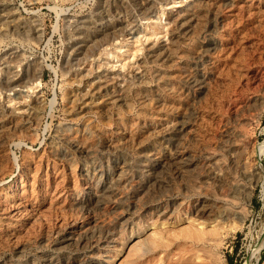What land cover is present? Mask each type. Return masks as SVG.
Masks as SVG:
<instances>
[{"label": "rangeland", "instance_id": "rangeland-1", "mask_svg": "<svg viewBox=\"0 0 264 264\" xmlns=\"http://www.w3.org/2000/svg\"><path fill=\"white\" fill-rule=\"evenodd\" d=\"M0 7V264H43L47 255L60 264H264V0ZM107 79L124 101L83 112L77 98ZM25 166L49 172L51 183L30 189L35 206L8 225ZM87 171L119 185L93 208L72 201L86 194ZM55 187L66 192L59 201ZM200 205L205 214L194 211Z\"/></svg>", "mask_w": 264, "mask_h": 264}, {"label": "bare ground", "instance_id": "bare-ground-1", "mask_svg": "<svg viewBox=\"0 0 264 264\" xmlns=\"http://www.w3.org/2000/svg\"><path fill=\"white\" fill-rule=\"evenodd\" d=\"M195 1V0H194ZM206 1V0H205ZM210 1V0H209ZM201 2V1H200ZM260 3V2H259ZM194 4V3H193ZM192 6V5H191ZM190 6V7H191ZM1 8V7H0ZM187 8V7H186ZM4 10V9H3ZM2 10V11H3ZM173 10V9H172ZM6 11V10H5ZM180 11V10H179ZM183 11V10H182ZM199 11V10H198ZM7 12V11H6ZM187 12V11H186ZM195 12V11H194ZM202 12V11H201ZM249 12V11H248ZM180 13H182V12H180ZM191 14L193 13V12H190ZM179 14V13H178ZM178 14L177 15H175L174 14V16H178ZM184 14V13H183ZM182 14V15H183ZM189 14V13H188ZM188 14H185V16L186 15H188ZM193 14H195V13H193ZM191 15V17H193L194 15ZM179 15H181V14H179ZM5 16V15H4ZM173 16V15H172ZM185 16L183 17L182 16V18L184 19L185 18ZM189 16V15H188ZM0 17H2V16H0ZM181 17V16H180ZM180 17H175L174 19H173V22L174 21H176L177 23H179V22H181L182 21V19L180 18ZM199 18V17H198ZM190 19V18H189ZM193 19V18H192ZM170 20V19H169ZM185 20H186V18H185ZM195 20V19H194ZM186 22V21H185ZM189 22V21H188ZM194 22H196V21H194ZM108 23V22H107ZM183 24H184V22H182ZM190 23V22H189ZM188 23V24H189ZM96 25L95 26H99L100 24L99 23H95ZM181 24V23H180ZM103 25V24H102ZM110 25V24H109ZM172 25V24H171ZM185 25V24H184ZM106 26V25H105ZM175 26V25H174ZM183 26V25H182ZM187 27H188V25H187ZM95 28V27H94ZM101 28V27H100ZM179 28H180V26H179ZM185 28H186V26H185ZM112 29V28H111ZM175 29V28H174ZM102 30V29H101ZM109 30V29H108ZM96 31V30H95ZM104 31V30H103ZM114 31V30H113ZM175 31V30H174ZM193 31V30H192ZM172 37V36H171ZM185 38V37H184ZM166 42V41H165ZM80 43V42H79ZM84 44V43H83ZM174 44V43H173ZM162 46V45H161ZM163 47H165V46H163ZM157 48V47H156ZM172 48V47H171ZM154 50V49H153ZM156 50V49H155ZM167 51H169V50H167ZM172 51V50H171ZM152 51H150V53H151ZM154 52V51H153ZM159 52V51H158ZM165 52H163V54H164ZM148 54V53H147ZM162 54V55H163ZM78 55V54H77ZM156 55V54H155ZM159 55V54H158ZM157 55V56H158ZM154 56V55H153ZM156 56V57H157ZM160 56H161V54H160ZM4 57V56H3ZM160 57L158 56V59H159ZM171 58V57H170ZM154 59V58H153ZM161 59V58H160ZM163 59V58H162ZM6 60V59H5ZM173 60V59H172ZM169 63V62H168ZM138 64V63H137ZM150 68V67H149ZM162 69V68H161ZM168 69V68H167ZM160 72V71H159ZM185 72V71H184ZM162 73V72H161ZM166 73V72H165ZM105 75V74H104ZM109 75V74H108ZM113 75V74H112ZM160 75V74H159ZM172 75H174V74H172ZM126 76V75H125ZM110 77V76H109ZM179 77V76H178ZM182 78H183V76H181ZM111 78V77H110ZM113 78V77H112ZM174 78V77H173ZM89 79V78H88ZM104 79V78H103ZM114 79V78H113ZM163 79V78H162ZM168 79V78H167ZM94 80V79H93ZM110 80H112V79H110ZM110 80H102V81H98V82H94L93 84H91V86H90V88L86 91H83L81 94H80V96L78 97L77 95L79 94H77V95H75L76 97H78L77 98V101L79 102V107L81 108V109H83V112H84V109L85 110H93V112L96 110L97 112L99 111V110H101V109H103L104 108V106L105 105H108V104H115L116 105V103H120V101L123 99V97L121 96V94H116L117 93V91H114V89H112L111 88V81ZM10 81V80H9ZM14 81V80H13ZM203 81H204V79H203ZM11 82V81H10ZM129 82V81H128ZM174 82V81H173ZM112 83H114V82H112ZM141 83V82H140ZM164 83V82H163ZM14 84V83H13ZM9 85V84H8ZM139 85V84H138ZM144 85H146V84H144ZM112 86H114V84L112 85ZM174 86V85H173ZM115 87V86H114ZM176 87V86H175ZM204 88V87H203ZM117 89V88H116ZM119 89V88H118ZM120 89H121V87H120ZM137 89V88H136ZM141 89V88H140ZM170 89V88H169ZM124 90V89H123ZM143 90H144V88H143ZM174 90V89H173ZM81 91V90H80ZM136 91V90H135ZM175 91V90H174ZM153 92V91H152ZM163 92V91H162ZM145 93V92H144ZM175 93V92H174ZM179 93V92H178ZM142 94V93H141ZM166 94V93H165ZM176 94V93H175ZM156 95V94H155ZM169 95V94H168ZM127 96V95H126ZM158 96V95H157ZM73 97V96H72ZM152 97V96H151ZM163 98V97H162ZM69 99V98H68ZM73 99H74V97H73ZM72 99V100H73ZM76 99V98H75ZM74 99V100H75ZM126 99V98H125ZM148 99V98H147ZM154 99V98H153ZM161 99V98H160ZM160 99L158 100V102L160 101ZM37 100V99H36ZM151 100V99H150ZM177 100V99H176ZM123 101H124V99H123ZM123 101H122V104H123ZM164 100L162 99V102H163ZM75 102V101H74ZM126 102H129V101H127V99H126ZM133 102V101H132ZM72 103V102H71ZM150 103V102H149ZM160 104V103H159ZM158 104V105H159ZM162 104V103H161ZM72 105V104H71ZM118 105H120V104H118ZM127 105H129L128 103H127ZM132 105V104H131ZM167 105V104H166ZM161 106V105H160ZM115 107V106H114ZM117 107V106H116ZM143 107V106H142ZM159 108V107H158ZM173 108V107H172ZM79 109V108H78ZM143 109V108H142ZM146 109V108H145ZM169 109V108H168ZM167 109V110H168ZM119 110V109H118ZM129 110H131V109H129ZM78 111V110H77ZM106 111V110H105ZM105 111H102V112H105ZM69 112V111H68ZM100 112V111H99ZM119 113V112H118ZM153 113V112H152ZM103 114V113H102ZM112 114V113H111ZM120 114V113H119ZM33 115V112H32V114H31V116ZM105 115H106V113H105ZM107 115H108V111H107ZM123 115V114H122ZM5 116V115H4ZM69 116H71V115H69ZM100 116H102V115H100ZM140 116V115H139ZM174 116V115H173ZM33 117H37V116H33ZM116 117V116H115ZM118 117V116H117ZM120 117V116H119ZM16 118V117H15ZM125 118V117H124ZM152 118V117H151ZM36 119V118H35ZM87 119V118H86ZM118 119V122H119V118H117ZM123 119V118H122ZM122 119L120 120V121H122ZM132 119H134V118H132ZM170 119V118H169ZM102 120V119H101ZM154 120V119H153ZM167 120V119H166ZM171 120V119H170ZM12 121V120H11ZM72 121V120H71ZM132 121V120H131ZM136 121V120H135ZM145 121V120H144ZM171 121H173V120H171ZM182 121V120H181ZM134 122V121H133ZM177 122V121H176ZM87 123V122H86ZM119 123H121V122H119ZM145 123V122H144ZM173 123H175V121L174 122H172V124ZM16 124V123H15ZM136 124V123H135ZM134 124V125H135ZM139 124V123H138ZM186 123H180V124H177V126H176V128H178L179 130H182L183 131V129L186 127V125H185ZM9 125V124H8ZM19 125H20V123H19ZM86 125V124H85ZM124 125V124H123ZM161 126H162V124H160ZM131 126V125H130ZM172 126H174V124L172 125ZM171 126V127H172ZM4 127V126H3ZM65 127V126H64ZM69 127V126H68ZM111 127V126H110ZM175 127V126H174ZM67 128V127H66ZM70 128V127H69ZM73 128V127H72ZM75 129H76V127H74ZM73 128V129H74ZM85 128V127H84ZM84 128L82 129V130H84ZM112 128V127H111ZM110 128V129H111ZM123 128V127H122ZM125 128V127H124ZM123 128V129H124ZM156 128V127H155ZM175 128V129H176ZM68 129V128H67ZM71 129V128H70ZM70 129H68L69 131H70ZM90 129V128H89ZM109 129V130H110ZM136 129V128H135ZM172 129V128H171ZM174 129V130H175ZM187 129V128H186ZM64 130V129H63ZM72 130V129H71ZM78 130V129H77ZM118 130H120V129H118ZM125 130V129H124ZM147 130V129H146ZM157 130V129H156ZM173 130V131H174ZM179 130H178V132H179ZM85 131V130H84ZM89 131V130H88ZM108 131V130H107ZM129 132H130V130H128ZM187 131V130H186ZM63 132V131H62ZM125 132V131H124ZM129 132H128V134H129ZM132 133L134 132L133 131V127H132V131H131ZM139 132V131H138ZM158 132V131H157ZM160 132V131H159ZM158 132V133H159ZM64 133H66V132H64ZM70 133H72V132H70ZM82 133V132H81ZM80 133V134H81ZM109 133V132H108ZM126 133H127V131H126ZM132 133L130 134L131 136H134V135H132ZM175 133H176V131H175ZM180 133H181V131H180ZM67 134H68V132H67ZM73 134H75V133H73ZM83 134V133H82ZM91 134H92V132H91ZM128 134H126L127 135V138H128ZM135 134V133H134ZM149 134V133H148ZM172 134V133H171ZM185 134V133H184ZM63 135V134H62ZM61 135V136H62ZM76 135L77 134H75V137L74 138H77V139H79L78 137H76ZM84 135V134H83ZM102 135V134H101ZM122 135V134H121ZM140 135V134H139ZM66 136H68V135H66ZM86 136V135H85ZM94 136V135H93ZM108 136V135H107ZM111 136V135H110ZM114 136V135H113ZM135 136H136V134H135ZM174 136V135H173ZM176 136V135H175ZM184 136V135H183ZM183 136H181V137H183ZM6 137V136H5ZM72 137V136H71ZM89 137V136H88ZM88 137H87V139H88ZM120 137V136H119ZM141 137V136H140ZM66 138V137H65ZM69 139H72V138H70V137H68ZM67 138V139H68ZM91 138V137H90ZM89 138V139H90ZM126 138V137H125ZM129 138H130V136H129ZM134 138V137H133ZM143 138V137H142ZM178 138V137H177ZM81 139H82V137H81ZM81 139H79V140H81ZM86 138L84 137V141L85 142H87L88 140L86 139ZM110 139V138H109ZM118 139V138H117ZM121 139V138H120ZM119 139V140H120ZM124 139V138H123ZM144 139V138H143ZM181 139V138H180ZM233 139V138H232ZM238 139V138H237ZM146 140V139H145ZM159 140V139H158ZM173 140V139H172ZM234 140V139H233ZM241 140H243V138L241 139ZM83 141V140H82ZM81 141V142H82ZM110 141H113V140H110ZM67 142H70V141H67ZM80 142V141H79ZM96 142V141H95ZM122 142H123V140H122ZM121 142V143H122ZM125 142V141H124ZM136 142V141H135ZM235 142V141H234ZM242 142V141H241ZM71 143V142H70ZM83 143V142H82ZM89 143V142H88ZM115 143V142H114ZM117 143V142H116ZM73 144V143H72ZM71 144V145H72ZM78 144V143H77ZM83 144H87V143H83ZM90 144V143H89ZM107 144H109V143H107ZM147 144H149V143H147ZM152 144V143H151ZM235 144V143H234ZM237 144V143H236ZM238 144H239V142H238ZM67 145V144H66ZM70 145V146H71ZM75 145V144H74ZM88 145V144H87ZM115 145V144H114ZM117 145H118V143H117ZM120 145V144H119ZM123 145V144H122ZM180 145V144H179ZM241 145H243V143L241 144ZM78 146V145H77ZM83 146V145H82ZM132 146V145H131ZM150 146V145H149ZM160 146V145H159ZM165 146V145H164ZM178 146V145H177ZM67 147V146H66ZM87 148L89 147V146H86ZM93 147V146H92ZM112 147H114V146H112ZM233 147V146H232ZM236 147V146H235ZM90 148V147H89ZM88 148V149H89ZM139 148V147H138ZM158 148V147H157ZM161 148V147H160ZM181 148V147H180ZM74 149V148H73ZM77 149V148H76ZM78 149H80V148H78ZM92 148H90V150H91ZM171 149V148H170ZM84 150V149H83ZM92 150H95V149H92ZM121 150V149H120ZM126 150V149H125ZM135 150V149H134ZM133 150V151H134ZM155 150V149H154ZM169 150V149H168ZM67 151H68V149H67ZM70 151V150H69ZM96 151V150H95ZM98 151V150H97ZM122 151V150H121ZM137 152V151H136ZM147 152H148V150H147ZM160 152V151H159ZM87 153V152H86ZM92 153V152H91ZM122 153V152H121ZM128 153V152H127ZM126 153V154H127ZM149 153V152H148ZM154 151H151L150 152V154L153 156L154 155ZM64 154V153H63ZM76 154V153H75ZM88 154V153H87ZM124 154V153H123ZM172 154V153H171ZM41 155V154H40ZM42 155H43V153H42ZM62 155V154H61ZM120 155H122V154H120ZM157 155V154H156ZM155 155V156H156ZM107 156V155H106ZM149 156V155H148ZM158 156V155H157ZM170 156V155H169ZM172 156V155H171ZM170 156V157H171ZM177 156V155H176ZM68 157V156H67ZM91 157V159H92V155L90 156ZM111 157V156H110ZM32 158V157H31ZM39 158V157H38ZM88 158V157H87ZM93 158H95V157H93ZM101 158V157H100ZM103 158V157H102ZM105 158V157H104ZM148 158V157H147ZM157 158V157H156ZM161 158V157H160ZM159 157L157 158V159H159L161 162H162V158L160 159ZM187 158V157H186ZM151 160H152V158H150ZM154 159V158H153ZM165 159V158H164ZM178 159V158H177ZM94 160V159H93ZM92 160V161H93ZM105 160V159H104ZM119 160V159H118ZM122 160V159H121ZM123 160H126L125 158L123 159ZM128 160V159H127ZM49 161V160H48ZM91 161V160H90ZM91 161V162H92ZM98 161V160H97ZM100 161V160H99ZM102 161V160H101ZM145 161V160H144ZM164 161V160H163ZM5 162V161H4ZM39 162V161H38ZM82 162V161H81ZM95 161H93L92 163H94ZM110 162V161H109ZM125 162V164H126V162L127 161H124ZM132 162V161H131ZM142 162V161H141ZM146 162H147V160H146ZM146 162H143L142 164L144 165L143 166V168L145 167V172L147 173V175L148 174H150L148 171H151L150 169H152L151 167H150V165L148 164V162L146 163ZM90 163V162H89ZM88 163V164H89ZM105 163V162H104ZM108 163V162H107ZM35 165L37 164V163H34ZM96 164V163H95ZM97 164H99V163H97ZM121 164H123V163H121ZM136 164V163H135ZM159 164V163H158ZM1 165V164H0ZM28 165H30V164H28ZM42 165V164H41ZM110 165V164H109ZM124 165V164H123ZM122 165V166H123ZM127 165H129L128 163H127ZM162 165H164V164H162ZM33 166V165H32ZM32 166H27L28 168H29V176L27 177V178H25L24 179V181H22V180H20L19 182H20V184H19V187H17V188H15V189H13L12 190V193H11V196H10V198L12 199V205H13V208L11 209V211H10V214H8V216L7 217H5L6 218V221H7V224L8 225H15L18 221H20L21 220V218L23 217V215L26 213L25 211H26V209L28 208V207H30V208H32V207H34L35 206V204H36V201H35V198L32 196V195H30V193L29 192H31L30 191V189L31 190H33L34 189V187L36 186V185H40V186H44L45 184L47 185V187H49L50 186V180H49V175H48V173L49 172H41L39 169H37L36 167H34V168H32ZM37 166V165H36ZM71 166V165H70ZM73 166V165H72ZM90 166V165H89ZM101 166V165H100ZM26 167V166H25ZM26 167V168H27ZM38 167V166H37ZM55 167H56V165H55ZM69 167V166H68ZM92 167V166H91ZM96 167V166H95ZM102 167V166H101ZM116 167V166H115ZM121 167V166H120ZM124 167V166H123ZM158 167V166H157ZM36 168V169H35ZM42 168V167H41ZM74 168V167H73ZM86 168V167H85ZM88 168V167H87ZM86 168V169H87ZM97 169H98V166L96 167ZM96 168H94V169H96ZM122 168V167H121ZM121 168H119V170L121 169ZM125 169H126V167H124ZM131 168V167H130ZM158 168H160V167H158ZM62 169V168H61ZM89 169V168H88ZM94 169H93V171H94ZM101 169V168H100ZM111 169V168H110ZM123 169V168H122ZM134 169V168H133ZM142 169V168H141ZM69 170V169H68ZM91 170V169H90ZM109 170V169H108ZM127 170H129V169H127ZM126 170V171H127ZM132 170V169H131ZM143 170V169H142ZM152 170H154V169H152ZM157 170V169H156ZM161 170V169H160ZM43 171V170H42ZM47 171V170H46ZM63 171V170H62ZM70 171H72V170H70ZM102 171H103V169H102ZM123 171L125 172V170L123 169ZM163 171V170H162ZM161 171V172H162ZM59 172V171H58ZM61 172V171H60ZM100 172V171H99ZM119 172L120 171H118V174H119ZM123 172V173H124ZM154 172H155V170H154ZM153 172V173H154ZM157 172V171H156ZM56 174H57V172H55ZM71 173V172H70ZM101 173V172H100ZM100 173H98V174H100ZM123 173H121V174H123ZM126 173V172H125ZM124 173V174H125ZM152 173V172H151ZM152 173V174H153ZM157 173H159V172H157ZM97 174V173H96ZM96 174H95V172H89V171H87V172H85V181H86V191H85V195L84 196H80L79 194H78V192H77V194L75 195V192H74V197H73V200L72 201H74L76 204H80V205H82V206H86V207H91V208H93L92 207V205L94 206V204L96 205V203H98L99 201L100 202H102V198H104V196L106 195V197H107V191L109 190V191H113V189L111 190V186H112V184H117V183H115L113 180H114V177L113 178H111L110 180L107 178V180L108 181H104V180H102V181H104V182H101L100 180H99V176L101 177L102 175H99L98 177L96 176ZM108 174H109V171H108ZM121 174H119V176H121V177H123ZM123 174V175H124ZM144 174H142V176H143ZM54 176V175H53ZM60 176V178H62L61 176L62 175H59ZM113 176V175H112ZM118 176V177H119ZM152 176V175H151ZM103 177V176H102ZM155 177V176H154ZM161 177V176H160ZM52 178V177H51ZM117 178V177H116ZM128 178V177H127ZM152 178V177H151ZM54 179V178H53ZM101 179V178H100ZM103 179V178H102ZM145 179V178H144ZM150 178L148 177V180H149ZM47 180V181H46ZM52 180V179H51ZM58 180H59V178H58ZM116 180V179H115ZM122 180H123V178H122ZM146 180H147V178H146ZM153 180H154V178L152 179V182H153ZM156 180V179H155ZM117 181L120 183V181H121V178H117ZM116 181V182H117ZM150 181V180H149ZM148 181V182H149ZM47 182V183H46ZM56 182H57V179H56ZM85 183V182H84ZM143 183H144V181H143ZM150 183V182H149ZM58 184V183H57ZM154 184V183H153ZM80 185V184H79ZM118 185V184H117ZM144 185V184H143ZM146 185H147V183H146ZM148 185H150V184H148ZM116 185H114V187H115ZM119 186V185H118ZM74 187V186H73ZM46 188V187H45ZM59 188V187H58ZM115 189V188H114ZM117 189V188H116ZM115 189V190H116ZM140 190V189H139ZM74 191V190H73ZM76 191V190H75ZM33 192V191H32ZM149 192V191H148ZM66 193V192H65ZM64 192H63V190H59V189H57L56 187H55V189H54V191L52 192V197H53V199L54 200H58L59 198H61L64 194H65ZM72 193V192H71ZM114 193V192H113ZM152 193V192H151ZM47 194H48V192H47ZM83 194V193H82ZM116 194H118V193H116ZM120 194H121V192H120ZM70 195H72V194H70ZM109 195H110V192H109ZM117 196V195H116ZM65 197H66V195H65ZM72 197V196H71ZM111 197H112V195H111ZM122 197V196H121ZM9 198V197H8ZM64 198V197H63ZM68 198V197H67ZM119 198V197H118ZM50 200H51V202H52V198L50 197L49 198ZM49 199H48V201H49ZM117 199V198H116ZM41 200V199H40ZM53 200V201H54ZM62 200V199H61ZM110 200V199H109ZM59 201V200H58ZM63 201V200H62ZM65 201V200H64ZM104 201V200H103ZM107 201V200H106ZM40 202V201H39ZM43 202V201H42ZM99 202V203H100ZM119 202V201H118ZM55 203V202H54ZM60 203H61V201H60ZM64 202H62V204H63ZM38 204V203H37ZM71 204H72V202H71ZM74 204V203H73ZM198 204V203H197ZM75 205V204H74ZM174 205V207H172V208H169L168 210H165V211H163V213H170V215H169V217L173 214V213H175V210H177L178 208H176V206L177 205H175V204H173ZM205 205V204H204ZM1 206V205H0ZM40 206V205H39ZM62 206V205H61ZM72 206V205H71ZM98 206H99V204H98ZM195 206V205H194ZM205 207V206H204ZM37 208V207H36ZM42 208V207H41ZM59 208V207H58ZM94 208H96V207H94ZM202 208H203V205H202ZM224 208V207H223ZM69 209V208H68ZM167 209V208H166ZM211 209V208H210ZM228 209V208H227ZM34 210V209H33ZM42 210V209H41ZM48 210V209H47ZM50 210H51V207H50ZM66 210V209H65ZM92 210V209H91ZM93 210H96V209H93ZM203 209H201V205H200V208H199V206L198 207H194V211L196 212H199V213H203V214H205L206 213V210H205V212L204 211H202ZM1 211V210H0ZM38 211V210H37ZM90 211V210H89ZM209 211V210H208ZM31 212V211H30ZM88 212V211H87ZM196 212V213H197ZM228 211L226 210V207H225V210H222V212L221 213H223V214H226ZM8 213V212H7ZM162 213V212H161ZM208 213H210V212H208ZM43 215V214H42ZM45 215V214H44ZM160 215V214H159ZM37 216V215H36ZM48 217H50V216H48ZM95 217V216H94ZM172 217V216H171ZM178 217V216H177ZM35 218V217H34ZM33 218V219H34ZM42 218V217H41ZM46 219V218H45ZM49 219V218H48ZM85 219V218H84ZM95 219V218H94ZM38 220V219H37ZM76 220V219H75ZM87 220V219H86ZM99 220H100V218H99ZM127 220V219H126ZM126 220H124V221H126ZM34 221V220H33ZM38 222V221H37ZM89 222V221H88ZM102 222V221H101ZM104 222V221H103ZM19 223V222H18ZM17 223V224H18ZM86 223V222H85ZM125 223V222H124ZM20 224V223H19ZM126 224V223H125ZM7 225V226H8ZM89 225V223L87 224V226ZM97 225V224H96ZM119 225V224H118ZM40 226V225H39ZM81 226H83V225H81ZM91 226V225H90ZM92 226H93V224H92ZM106 226V225H105ZM123 226V225H122ZM8 227H10V226H8ZM28 227V226H27ZM65 227V226H64ZM85 228L84 229H86V228H88V227H86V224H85V226H84ZM118 227H120V226H118ZM29 228V227H28ZM80 228V227H79ZM83 228V227H82ZM91 228V227H90ZM3 229V228H2ZM12 229H13V227H12ZM14 229H16V228H14ZM38 229V228H37ZM117 229V228H116ZM120 229V228H119ZM80 230V229H79ZM78 230V231H79ZM87 230V229H86ZM86 230H81V231H83V232H85L86 233ZM12 231V230H11ZM10 231V232H11ZM14 231V230H13ZM89 231V230H88ZM92 231H94L93 229H92ZM91 231V232H92ZM98 231H100V230H98ZM117 232H118V230H116ZM73 232H74V230H73ZM77 232V231H76ZM16 233V232H15ZM23 233V232H22ZM78 233V237L76 236V233H75V236L77 237V240L76 241H82L83 239V235H81L80 236V234H79V232H77ZM87 233H89V232H87ZM93 233V232H92ZM91 233V234H92ZM104 233H107V232H104ZM120 233V232H119ZM11 234V233H10ZM19 234V233H18ZM17 234V235H18ZM70 235H72V234H70ZM70 235H69V237H70ZM90 234H88V236H89ZM99 235V234H98ZM115 235V234H114ZM9 236V235H8ZM12 236V235H11ZM15 236V235H14ZM68 236V235H67ZM85 236H86V234H85ZM73 237H74V233H73ZM76 237H74V238H76ZM94 237H96L97 238V236L95 235ZM71 238H72V236H71ZM70 238V239H71ZM86 238V237H85ZM98 238H100L99 236H98ZM111 238V237H110ZM19 239V238H18ZM88 239V238H87ZM103 239V238H102ZM5 240V239H4ZM14 240V239H13ZM10 241V240H9ZM70 241H72V239L70 240ZM86 241V240H85ZM96 241H97V239H96ZM119 241V240H118ZM73 242H75V240L73 241ZM88 242V241H87ZM6 243V242H5ZM81 243V242H80ZM85 244H86V242H84ZM110 243V242H109ZM114 243V242H113ZM77 244V243H76ZM105 244V243H104ZM23 245V244H22ZM106 245H108V244H106ZM16 246V245H15ZM74 246V245H73ZM115 246V245H114ZM0 247H1V245H0ZM4 247V246H3ZM110 248V247H109ZM19 249V248H18ZM103 250V249H102ZM107 250V249H106ZM2 251V250H1ZM23 251V250H22ZM53 252V251H52ZM96 253V252H95ZM40 255H41V253H40ZM106 257V256H105ZM44 259V263L43 264H60L59 263V260L57 261V260H54L53 259V257H51V256H48L47 255V257H45V258H43ZM36 260V259H35ZM4 261V260H3ZM12 261V260H11ZM14 262V261H13ZM16 263V262H15ZM35 263V262H34ZM61 263H62V261H61ZM14 264V263H13ZM79 264V263H78ZM92 264H103L102 263V261L99 259V260H96L95 259V261H93L92 262Z\"/></svg>", "mask_w": 264, "mask_h": 264}]
</instances>
